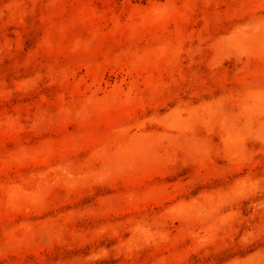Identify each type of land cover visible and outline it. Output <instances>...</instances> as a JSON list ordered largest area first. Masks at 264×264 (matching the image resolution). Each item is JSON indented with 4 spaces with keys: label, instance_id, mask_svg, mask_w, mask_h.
I'll return each instance as SVG.
<instances>
[{
    "label": "rangeland",
    "instance_id": "rangeland-1",
    "mask_svg": "<svg viewBox=\"0 0 264 264\" xmlns=\"http://www.w3.org/2000/svg\"><path fill=\"white\" fill-rule=\"evenodd\" d=\"M0 264H264V0H0Z\"/></svg>",
    "mask_w": 264,
    "mask_h": 264
}]
</instances>
